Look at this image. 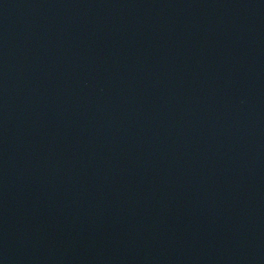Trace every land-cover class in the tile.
<instances>
[{
    "label": "water",
    "instance_id": "1",
    "mask_svg": "<svg viewBox=\"0 0 264 264\" xmlns=\"http://www.w3.org/2000/svg\"><path fill=\"white\" fill-rule=\"evenodd\" d=\"M0 264H264V0H0Z\"/></svg>",
    "mask_w": 264,
    "mask_h": 264
}]
</instances>
